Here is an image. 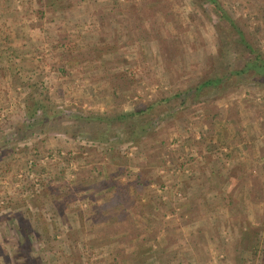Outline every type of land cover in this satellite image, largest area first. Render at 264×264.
<instances>
[{
  "label": "rangeland",
  "instance_id": "374dc122",
  "mask_svg": "<svg viewBox=\"0 0 264 264\" xmlns=\"http://www.w3.org/2000/svg\"><path fill=\"white\" fill-rule=\"evenodd\" d=\"M216 1L264 58V0ZM218 12L0 0V264H264V75Z\"/></svg>",
  "mask_w": 264,
  "mask_h": 264
},
{
  "label": "trees",
  "instance_id": "16d2710c",
  "mask_svg": "<svg viewBox=\"0 0 264 264\" xmlns=\"http://www.w3.org/2000/svg\"><path fill=\"white\" fill-rule=\"evenodd\" d=\"M208 3H210L211 5H213L214 8H216L219 12V17L224 18L226 21H228L229 25L231 28H233L235 30V32L237 33V37H238V43L241 44V46L248 52L250 53L252 56L245 59L243 62V66L241 68L238 69H230L227 70V76L229 77L232 74L235 75H240L243 74L249 70H252L253 72H255L256 74H258L259 76H263L264 75V58L262 57L261 51L258 48H254L253 47V43L251 42L250 39H248V37L246 35H244V33L242 32L241 28H238V25L236 24V22H234V20H232L231 18H229L226 15V12L222 9H219V5L217 4L216 0H206ZM221 81V78H210L207 77L205 80H203L202 82H199L195 87L197 88L196 91L201 90L205 87H210V86H217V84ZM151 109V106L148 105L146 107V112L149 111ZM139 111H143V110H139ZM46 115V114H45ZM133 113H121L119 114L118 118L116 119V121H118V119L120 120H124L127 117H132ZM44 117H48L47 115ZM92 118L97 119V120H102L104 119L103 117H97L93 116ZM44 119V118H42ZM107 120V122H110L113 120V118L111 117H107L105 118ZM111 186V185H110ZM119 189H123V190H127L128 186H124L122 188ZM117 193V192H116ZM128 197V195L126 196Z\"/></svg>",
  "mask_w": 264,
  "mask_h": 264
},
{
  "label": "crops",
  "instance_id": "0c3cea01",
  "mask_svg": "<svg viewBox=\"0 0 264 264\" xmlns=\"http://www.w3.org/2000/svg\"><path fill=\"white\" fill-rule=\"evenodd\" d=\"M205 227H212V226L210 225V226H205ZM114 255H115L114 257L116 258V260H118L120 257V259H122V262L125 264H162L161 259L164 258V256H161L162 254H159L157 257H154V258L148 257V258H143V259L132 258L131 256L130 259L128 260L127 256L124 254L120 255L119 253H116ZM166 258L168 259V257ZM113 261H114V258H113Z\"/></svg>",
  "mask_w": 264,
  "mask_h": 264
}]
</instances>
